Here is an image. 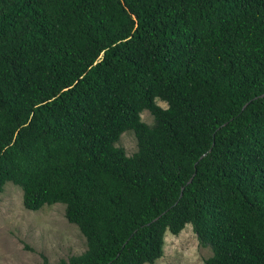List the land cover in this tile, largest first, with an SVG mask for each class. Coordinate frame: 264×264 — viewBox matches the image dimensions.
Returning a JSON list of instances; mask_svg holds the SVG:
<instances>
[{
  "label": "trees",
  "instance_id": "obj_1",
  "mask_svg": "<svg viewBox=\"0 0 264 264\" xmlns=\"http://www.w3.org/2000/svg\"><path fill=\"white\" fill-rule=\"evenodd\" d=\"M6 181L84 237L56 264H150L187 223L204 264H264V0H0Z\"/></svg>",
  "mask_w": 264,
  "mask_h": 264
},
{
  "label": "rangeland",
  "instance_id": "obj_2",
  "mask_svg": "<svg viewBox=\"0 0 264 264\" xmlns=\"http://www.w3.org/2000/svg\"><path fill=\"white\" fill-rule=\"evenodd\" d=\"M165 107V103L155 99ZM140 120L152 124L147 110L139 114ZM115 146L122 147L126 155L136 150L132 130L120 133ZM85 249V240L77 226L64 218V205H43L37 210H26L21 205V190L6 181L0 192V264H40L43 254L48 264L66 260ZM208 247L198 244L191 226L187 223L177 233L165 231L162 254L150 264H204L210 256ZM149 264V263H144Z\"/></svg>",
  "mask_w": 264,
  "mask_h": 264
},
{
  "label": "water",
  "instance_id": "obj_3",
  "mask_svg": "<svg viewBox=\"0 0 264 264\" xmlns=\"http://www.w3.org/2000/svg\"><path fill=\"white\" fill-rule=\"evenodd\" d=\"M189 180H190V179H188V181H189ZM188 181H187V182H188ZM155 218H156V217H155ZM155 218H154V219H155ZM154 219H153V220H154Z\"/></svg>",
  "mask_w": 264,
  "mask_h": 264
}]
</instances>
